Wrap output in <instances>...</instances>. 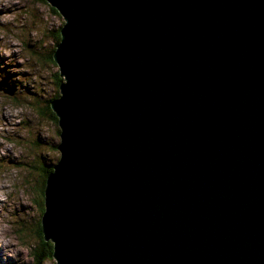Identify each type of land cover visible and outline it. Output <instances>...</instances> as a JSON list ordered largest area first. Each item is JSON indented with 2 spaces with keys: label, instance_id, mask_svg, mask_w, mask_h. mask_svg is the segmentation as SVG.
Listing matches in <instances>:
<instances>
[{
  "label": "water",
  "instance_id": "1",
  "mask_svg": "<svg viewBox=\"0 0 264 264\" xmlns=\"http://www.w3.org/2000/svg\"><path fill=\"white\" fill-rule=\"evenodd\" d=\"M46 1L56 263L264 264V0Z\"/></svg>",
  "mask_w": 264,
  "mask_h": 264
},
{
  "label": "rangeland",
  "instance_id": "2",
  "mask_svg": "<svg viewBox=\"0 0 264 264\" xmlns=\"http://www.w3.org/2000/svg\"><path fill=\"white\" fill-rule=\"evenodd\" d=\"M52 8L46 0H0V82L15 87L12 95L0 90V264H37L44 169L60 157L48 106L60 95L53 52L65 20Z\"/></svg>",
  "mask_w": 264,
  "mask_h": 264
},
{
  "label": "trees",
  "instance_id": "3",
  "mask_svg": "<svg viewBox=\"0 0 264 264\" xmlns=\"http://www.w3.org/2000/svg\"><path fill=\"white\" fill-rule=\"evenodd\" d=\"M42 1H45V0H42ZM52 10L54 12L58 13V11L55 10L54 8H52ZM60 38H61L60 34L57 33V35L55 36L56 41L59 42ZM61 80L62 79H60V82H61ZM56 97H58V96H56ZM48 108L49 109L51 108L50 105L48 106ZM50 112L53 115V117L55 118V120H57V116L55 115V113L53 111H51V110H50ZM44 170H45V174H46V178H47L49 173L53 170L52 165L47 166ZM45 183H46V179H45V182L43 183V185L40 188L41 198H42V202H43V203H41L40 207L42 208L43 213H44V206H42V205H44ZM39 227H40L39 228V233H40L39 236L42 239V241H41V247L39 249H37L36 253H35V258H36L37 264L41 263L42 258H45V259H52L53 258V243H52V241L45 240L44 234H43V231H42L41 221H40V226Z\"/></svg>",
  "mask_w": 264,
  "mask_h": 264
}]
</instances>
